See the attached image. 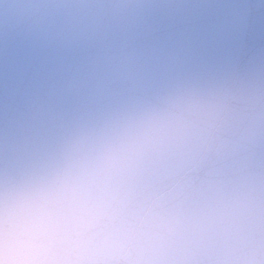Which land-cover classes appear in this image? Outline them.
<instances>
[{"label": "water", "instance_id": "obj_1", "mask_svg": "<svg viewBox=\"0 0 264 264\" xmlns=\"http://www.w3.org/2000/svg\"><path fill=\"white\" fill-rule=\"evenodd\" d=\"M177 90L184 130L109 164L108 125ZM38 171L93 210L22 264H264V0H0V191Z\"/></svg>", "mask_w": 264, "mask_h": 264}, {"label": "clouds", "instance_id": "obj_2", "mask_svg": "<svg viewBox=\"0 0 264 264\" xmlns=\"http://www.w3.org/2000/svg\"><path fill=\"white\" fill-rule=\"evenodd\" d=\"M215 2L226 6L234 0ZM229 15L225 8L224 24ZM200 102L194 94L177 90L116 117L102 134L106 161L116 166L171 142L192 119ZM92 210V201L75 193L57 171L14 176L0 191V249L10 257L7 264H22L20 257L53 233L83 226Z\"/></svg>", "mask_w": 264, "mask_h": 264}]
</instances>
